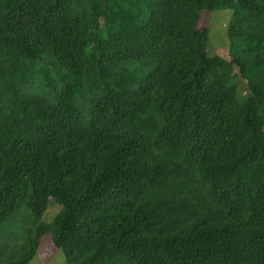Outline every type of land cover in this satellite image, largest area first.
<instances>
[{
	"label": "trees",
	"instance_id": "16d2710c",
	"mask_svg": "<svg viewBox=\"0 0 264 264\" xmlns=\"http://www.w3.org/2000/svg\"><path fill=\"white\" fill-rule=\"evenodd\" d=\"M44 236L65 264H264V0H0V258Z\"/></svg>",
	"mask_w": 264,
	"mask_h": 264
},
{
	"label": "rangeland",
	"instance_id": "374dc122",
	"mask_svg": "<svg viewBox=\"0 0 264 264\" xmlns=\"http://www.w3.org/2000/svg\"><path fill=\"white\" fill-rule=\"evenodd\" d=\"M230 16V9L203 10L201 12L199 26L205 27L208 30L209 42L207 54L209 57H228L229 41L226 35V26ZM236 81L239 89L244 91V82L238 77ZM43 192L45 195H49L51 193V186L49 184L46 185ZM49 203L44 215L45 221L54 220L61 210V205L55 200L52 199ZM8 262L9 256L7 254L0 258V264H8ZM29 264H65V261L61 250L54 246L49 236H44L38 253Z\"/></svg>",
	"mask_w": 264,
	"mask_h": 264
}]
</instances>
